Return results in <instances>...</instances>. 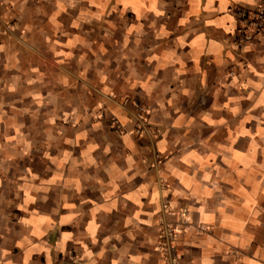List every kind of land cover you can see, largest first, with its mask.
Listing matches in <instances>:
<instances>
[{
	"label": "crops",
	"instance_id": "0c3cea01",
	"mask_svg": "<svg viewBox=\"0 0 264 264\" xmlns=\"http://www.w3.org/2000/svg\"><path fill=\"white\" fill-rule=\"evenodd\" d=\"M261 4L0 0V264H264Z\"/></svg>",
	"mask_w": 264,
	"mask_h": 264
},
{
	"label": "built area",
	"instance_id": "2783aa9c",
	"mask_svg": "<svg viewBox=\"0 0 264 264\" xmlns=\"http://www.w3.org/2000/svg\"><path fill=\"white\" fill-rule=\"evenodd\" d=\"M236 15L240 22L238 31L241 41H249L259 33L264 36V5L261 4L249 9L239 8ZM162 247L167 249L170 245L164 241Z\"/></svg>",
	"mask_w": 264,
	"mask_h": 264
}]
</instances>
